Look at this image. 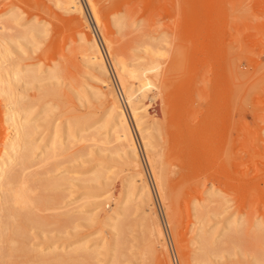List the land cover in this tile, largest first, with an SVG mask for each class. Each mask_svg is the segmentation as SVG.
<instances>
[{"label": "rangeland", "instance_id": "obj_1", "mask_svg": "<svg viewBox=\"0 0 264 264\" xmlns=\"http://www.w3.org/2000/svg\"><path fill=\"white\" fill-rule=\"evenodd\" d=\"M95 1L105 22L101 27H94L88 0H81L92 29L80 25L86 24L82 15L65 12L55 0H0V21H10L9 29L0 30V53L9 50L0 57V77L15 64L39 69L43 77L58 74L32 85L9 78L11 97L21 99L20 105L30 108L27 112L0 88V159L7 152L5 138L13 133L8 117L12 106L19 122L36 126L30 136H22L32 146L26 170L8 163L4 179L15 178V186L5 185V193L20 180L32 190L35 204L26 212L36 223L28 220L25 227L12 228V211L0 189V264H184V255L196 264L194 258L204 254L199 243L203 232L217 247L210 264L264 263V0ZM72 15L78 20L72 22ZM82 30L97 37L108 77L82 52ZM156 47L164 52L162 80L144 100L150 116L144 124L162 155L160 169H165L167 155L180 158H172L178 165L164 190L112 60L144 62L148 49ZM100 87L105 95L96 97ZM111 92L125 106L153 197L150 208L164 231L169 256L161 261L143 255L149 206L136 190L125 200L132 166L116 152L118 143H102L111 131ZM70 124H76V138L68 140ZM55 130L59 142L73 145L46 160L47 141ZM81 136L94 139L81 142ZM101 168L111 179L89 184L90 191L83 193L84 179ZM77 177L82 179L69 181ZM44 197L52 201L41 203ZM77 245H82L80 253H64ZM54 247L57 254L78 259L44 263V253Z\"/></svg>", "mask_w": 264, "mask_h": 264}, {"label": "bare ground", "instance_id": "obj_2", "mask_svg": "<svg viewBox=\"0 0 264 264\" xmlns=\"http://www.w3.org/2000/svg\"><path fill=\"white\" fill-rule=\"evenodd\" d=\"M88 2L90 3L89 5H90V8H91L90 10H91L92 16H93L92 19H93L94 27H101L105 22L103 20V17L101 16L102 14L100 12V9L98 8L97 2L95 0H88ZM55 4H57V7H60L61 9H63L67 13H71V14L72 13L73 14L79 13L80 15H82L83 19L86 22V24L80 23V25L84 26L85 28H88V26H90L92 29H94L93 25L89 22V19L86 18L87 16L85 15V11H84L85 7L81 3V0H55ZM70 20H73L72 22H75V20H78V18L75 15H72L70 17ZM9 22L0 21V30L9 29V26H8ZM28 31L29 30H26L25 32L22 33L24 38H26ZM35 31H37V30H35ZM82 31L84 32L83 33L84 35L83 34L81 35L80 42L82 44V46H81V48L83 49L82 52L86 56L87 61L89 63H91L92 65L97 66L103 76L108 77L109 76L108 65H106L105 60L103 59L101 47H100V44H99L97 37L96 36L91 37L85 30H82ZM18 49H21L20 46ZM8 52H9V50L1 52L0 57L3 55L5 56ZM163 55H164V52L162 51V49L156 47V48H149L148 49V51L146 52V55H145V61L144 62L128 63L126 60H124L122 58H118V57H114L112 59L114 62L113 63L114 68L115 67L117 68V70H115V71H118L117 73L119 74L121 88L123 89V92L126 94L127 102L129 103L133 119L135 120V124L137 126V129L142 136V141L144 142L143 144L145 145L144 147H146V150H148V152H149V153L147 152L149 154L148 157L150 156L149 159H150L151 163L153 164V167L157 170L161 168V167L159 168V162L161 159L160 160H158V159H159V157H162V155L160 154V152L158 150L156 151L157 143H156V140L154 138V135H152L150 133V131L147 129L146 125L144 124L145 122H150V116L147 112V106H146L147 104L144 102V100H145V98L150 96L149 93L152 90H154V89L156 90V88L158 89L157 80H158V78L161 79V77H162L161 76V74H162L161 69H162L163 64H161V63L163 61L161 62V59L163 58ZM170 62H172V61H170ZM27 67L28 68L26 70H23V69L19 68L18 64H15L14 66L4 70L2 73L3 76L0 77L1 94L6 99H9L13 105L18 106V108H21V111H24V112H27L30 108L25 107L22 104L20 105L21 99L18 100V99H13L11 97V95H12L11 92L13 91V87H12V84L9 83L10 82L9 78L11 80L16 81V82H22L23 81L26 83V85H32L35 82H45L47 80H53V79L58 78V74L56 71L50 72L46 76L43 77L40 75L41 73L39 72V69H31V68H29L28 65H27ZM171 67L169 66L168 69H170ZM173 67H175V66H173ZM177 68L178 67L176 66L175 69L177 70ZM164 69L162 71H165ZM172 71L176 72V71H174V69ZM170 72H171V70H170ZM173 76H175V75H173ZM171 77H172V74H171ZM165 78H166V75H164V77H163L164 83L166 82ZM167 78H168V76H167ZM167 78H166V80H167ZM102 81H103V83H105V86H108V85L110 86V83L106 82V80L103 79ZM168 81L170 82V79H168ZM161 84H162V82H161ZM163 85L164 84H162V86ZM164 87L165 86H163V88L161 90H165L166 88L164 89ZM220 88H221V85H220ZM99 89L101 91H96L94 93V95L96 97L104 96L105 93L102 90L103 88L100 87ZM230 89H231V87H230ZM159 93H162V92L160 91ZM165 93H166V91H165ZM227 93H229V92H227ZM110 94H111L112 102H111V105H110L109 110H108V118L112 121L111 129H110L111 131H110V135L105 140H102V143H105V144H107V143L111 144L112 142H116V144L118 143L120 145V147L116 152L121 153L120 156L123 157V159L125 160L124 162H126L128 165L132 166V173H131V175H129V182H128V187L130 188V190L127 192V194L125 196V200H127V202L130 201V199L133 195V191L136 190L138 199H141L143 203H145L147 206H149L148 211H150V212H148L149 213L148 217H150V219H149L150 222H149V225L147 226L148 227L147 228L148 237L146 238V241H147L146 247L147 248L145 249L143 255H144V257H147V258H149L148 256L152 257V255H153L155 257H158V261H161V260H159L161 256H164L166 258L169 256L168 250H167V247L165 244L164 231H163V228L160 226V224L156 220L155 212L153 211L152 208H150V206L153 204L151 201V198H153V197L150 196L151 190H149L150 187H149V184L147 183L148 181H147V178L145 175L146 173H145L144 169L143 170L141 169V167H143V164L141 166V161H140L141 157H140L137 145L135 143V138H134V135H133L130 123H129V119H128V115H127L125 106H124V104L121 103L119 97H117L116 94H114L113 92H111ZM166 94H169V93H166ZM219 95H216V96H219ZM81 96L83 97V95H81ZM227 96L230 99L229 94H227ZM220 98H221V96H220ZM13 110H14V107L12 106L11 111L8 115L9 120L11 121V126L13 127V133L10 135H7V137L5 138L7 152L2 157V159H0V189L3 191L2 196H4V198H2V199L4 200L5 206H8L9 210L12 211V214L11 215L9 214L11 219L13 220L11 227L17 229L18 227H21V228L25 227V225H27L28 220L29 221L32 220V222L36 223V217L34 215L29 214L31 211L28 213L26 212L29 210V208L32 204H35V200L31 196L32 190L27 188L25 182L24 181L22 182V180H20V182L18 183V185H16V187L7 188L8 190H6V191H8V192L5 193V185H7L9 183L10 185L15 186V182H14L15 178L14 177L11 180H9L8 183L6 181L4 182L5 174H6L5 166L8 163H12L14 165L18 164V166H20V169L23 170V173H24V171L27 168L25 166L26 160H27V152L30 149V147L32 148V146H31V144H29V142H28V144H29L28 145L26 141H23L22 136H24V138H25V136L26 137L30 136L31 131L34 130V128L36 126L30 124L29 120L28 121L26 120L25 123L19 122L18 119L16 118L17 115L15 112H13ZM43 110L45 111V108H43ZM46 116H47V114H46ZM75 123L77 124V122H75ZM173 123H175V122H173ZM76 124H70L69 127L67 128L66 133L68 134V140L76 138V134H75V132H76L75 131V125ZM164 130H166V129H164ZM58 131L59 130H55V132H53V135H51V137H49V141H47V144L49 146V152L46 156V160L56 158L61 153L69 151L73 145L72 141H70L71 144L68 146L66 144H64L63 142H59L58 137H57ZM166 131H170V130H166ZM175 131L173 130V132H175ZM171 135L172 134H170L169 136L171 137ZM88 139L92 140V139H94V137L90 138L88 136H81V142H85ZM171 140H173V139H170V141ZM173 145H175L176 147L178 145V147L180 148L179 143H175V141L173 142ZM175 146H174V148H176ZM178 147L175 149V151L178 149ZM167 148L170 151H172L171 150L172 146H171V148L169 146ZM174 148H173V150H174ZM165 152H167V151H165ZM176 152L179 153V149ZM162 154H163V152H162ZM166 154H169V152H167ZM170 154H171V152H170ZM174 155H176V154L174 153L171 156L167 155L169 158H168V160H166L165 169L164 170H162V169L158 170L159 173H157L158 175H157L156 179H158V182H159L158 186H160V188H162V190H164L167 187L166 186L167 185V177L173 173V171L176 168V165H178V163H175L174 161H172V158H174L176 161H178L180 158H178L177 156H179V155L177 154V156H176L177 158ZM160 164H161V162H160ZM157 170L154 172L155 174H156V172H158ZM143 171H144V173H143ZM81 179L82 178L77 177V178H73L72 180H69V181H80ZM103 179H111L110 175H108V173L105 172L103 168L93 171L90 174V176L88 178L84 179V181H83V182H86V184H84V183L82 184L83 193H87V191H90L89 190L90 185L96 184V183H101V181ZM155 183H156V181H155ZM0 193H1V191H0ZM48 199L49 198L44 197L43 199H41V203L43 202L44 204H46L47 202L52 201V199H50V201ZM53 199H55V198H53ZM0 208H2V207L0 206ZM24 211H25V213H27L26 215H24V213H23ZM146 211H147V209H146ZM173 211H175V210L171 209V211H169L171 217L174 216ZM32 214H34V213H32ZM119 225H122V224H119ZM119 227H118V229H120ZM20 232L21 231H18V233H20ZM20 236H23V234L20 233ZM18 237H19V235H17L15 238L18 240ZM199 243H200V249L204 254L202 253L203 254L202 256H198V257L194 258L193 261L196 264H210V262H211L210 256L213 252H215L217 250L216 245L214 244L213 241H211V237L206 232H203L202 236H200ZM181 247H182V245H181ZM81 248H82V245H79V246L77 245L74 248L72 247L70 252L69 251L64 252L65 250L61 251V252L68 253V254L69 253L78 254L82 251ZM56 250L58 251V249L54 247L50 251H48L47 253H44L43 258H42L44 263H49V262H53V261L67 262V261H73V260L78 259V258H74L72 256H67L68 257L67 258L65 255L61 254L60 252H59L60 254H57ZM68 254H66V255H68ZM184 256L185 257H184L183 263L184 264H190L189 257H187L186 255H184ZM165 261H167V259ZM168 261H169V259H168ZM169 264H171L170 261H169ZM253 264H264V263L261 260H258Z\"/></svg>", "mask_w": 264, "mask_h": 264}, {"label": "built area", "instance_id": "obj_3", "mask_svg": "<svg viewBox=\"0 0 264 264\" xmlns=\"http://www.w3.org/2000/svg\"><path fill=\"white\" fill-rule=\"evenodd\" d=\"M118 89V88H117ZM118 92H119V95H122V91H121V89H118ZM151 189H152V187H151ZM152 191H153V189H152Z\"/></svg>", "mask_w": 264, "mask_h": 264}]
</instances>
